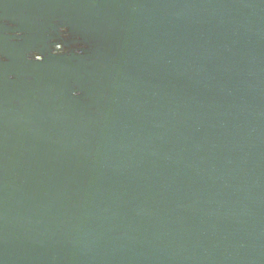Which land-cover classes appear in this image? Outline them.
<instances>
[{
	"label": "water",
	"instance_id": "obj_1",
	"mask_svg": "<svg viewBox=\"0 0 264 264\" xmlns=\"http://www.w3.org/2000/svg\"><path fill=\"white\" fill-rule=\"evenodd\" d=\"M0 264H264V0H0Z\"/></svg>",
	"mask_w": 264,
	"mask_h": 264
},
{
	"label": "flooded vegetation",
	"instance_id": "obj_2",
	"mask_svg": "<svg viewBox=\"0 0 264 264\" xmlns=\"http://www.w3.org/2000/svg\"><path fill=\"white\" fill-rule=\"evenodd\" d=\"M57 50L58 51H63L64 50L63 45L62 44L57 45ZM36 57L39 58L40 56L36 55Z\"/></svg>",
	"mask_w": 264,
	"mask_h": 264
}]
</instances>
